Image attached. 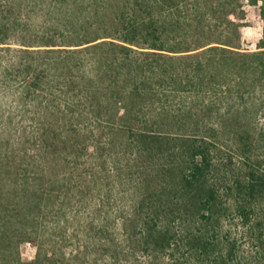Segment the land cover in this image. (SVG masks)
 Wrapping results in <instances>:
<instances>
[{
  "label": "trees",
  "instance_id": "trees-1",
  "mask_svg": "<svg viewBox=\"0 0 264 264\" xmlns=\"http://www.w3.org/2000/svg\"><path fill=\"white\" fill-rule=\"evenodd\" d=\"M52 1L59 8L61 2L74 4L76 0ZM121 1L124 4L118 18L107 28L113 30L109 37L112 44L103 52H95L92 58L90 54L83 56L71 50L72 44L66 42L63 34L47 38L53 53L59 46H65L56 58L51 57L52 65H61L65 70L61 80L59 77L54 80L66 89L64 103H55L56 94L49 79L51 64L42 65L43 54L32 45L22 48L31 60L23 59L15 68L0 74V84L8 77L17 84L18 109L30 113V109L38 108L42 125L35 137L41 146L37 157L27 156L24 145L10 150L8 139L5 154L0 156V264H69L71 260L66 262L62 246L71 214L69 207L86 199L91 184L101 185L100 207L112 200L114 187H118L122 197L126 196L127 215L119 223V229L122 236L131 240L132 255L135 250L149 257L166 251L172 255L181 252L199 257V264H235L236 240L218 232L219 218L229 206L236 210L243 224L250 225L248 232L263 242L264 168L263 161L255 156V141L249 131L244 129L234 140L242 161L234 167L236 172L223 174L216 160V143L202 137L197 140L196 135L168 134L170 131L162 128L153 130L149 125L139 127L148 88L138 76L142 72L125 70L134 69L129 60L132 46L142 44L156 56V70L163 69L165 73L163 63L173 56L164 52L181 48L193 26L211 31L218 23V14L220 19L228 17L225 5L212 2L207 13L202 14L199 12L202 0ZM245 1L256 7L261 0ZM26 7L29 8L28 3L23 0H0V47L16 36H20L16 41L25 39L20 26ZM75 12L65 17L72 26L73 37H81L86 44L96 43L100 31L106 30L101 27V20L93 21L97 26L92 29L91 20L98 17L82 18L81 11ZM57 20L50 17L52 25L58 26ZM74 26L80 30L73 29ZM88 47L96 49L100 45ZM116 53L122 58L117 59ZM215 56L217 61L215 57L207 59L209 66L226 57ZM140 66L136 69L141 70ZM148 67L153 70L154 65L150 62ZM203 67L198 60L191 71L199 73ZM75 69H82L79 83L71 76ZM99 73H103L101 78ZM257 73L264 74L263 61L257 66ZM97 77L105 84L100 85ZM43 95L45 102L40 99ZM187 114L191 115L190 111ZM195 116L194 124L200 118L198 114L192 117ZM231 121L238 122L239 118ZM85 155L92 158L89 164L80 162ZM232 158L231 154L218 159L220 163L224 161L226 168L232 165ZM226 175L227 182L218 181ZM101 227V232L111 235L104 225ZM113 242L100 239V243L107 245L101 244L107 253L102 257L105 264H114L119 253ZM24 243L35 244L36 250L34 258L27 262L22 261L19 253ZM79 249L80 246L72 256L76 260L82 252Z\"/></svg>",
  "mask_w": 264,
  "mask_h": 264
},
{
  "label": "rangeland",
  "instance_id": "rangeland-1",
  "mask_svg": "<svg viewBox=\"0 0 264 264\" xmlns=\"http://www.w3.org/2000/svg\"><path fill=\"white\" fill-rule=\"evenodd\" d=\"M212 2L215 5L223 3L228 17L220 19L218 14V23L211 28V31L207 28L197 30L193 26V29L188 31V39L181 48L178 46L177 51L172 53L164 52L172 55V60L166 58L165 64L158 60L165 66V73L163 69L156 70L154 63L156 56L150 53L152 50H147L142 44L132 46L129 60H131L130 66L134 69L125 68V70L132 73L142 72L138 76L148 88L145 97V113L139 127L149 125L153 130L155 128L168 130L170 131L168 134L177 132L178 135H196L197 140L201 137L207 138L206 140L218 146L216 148L218 149L217 163L221 172L228 175L233 171L236 172L237 168L234 167L242 162L241 153L237 150L234 140H237L236 138L246 129L255 141V156L263 161L264 168V74L257 73L260 61L264 62V0H261L256 7L250 6L245 0H202L199 2V12L203 14L208 11ZM23 3H28L29 6L21 14L23 21L20 29L24 30L25 39L16 41V37H20L16 36L0 47V74L4 70L15 68L24 61L23 59L31 60L32 58L27 56L22 48L32 45L34 50H41L45 61L42 65L51 64L49 79L53 85L51 90L56 94L54 95L55 103H64L66 98L63 91L66 89L62 83L58 85L59 83L56 84L54 80L60 78L65 70L61 65L57 67L52 65L51 57L56 58L63 50L61 48L65 46H59L61 48L53 53L50 51L51 47L47 38L63 34L66 42L72 44L71 50L75 53L81 52L83 56L86 53L90 54L89 58H92L95 52H103L109 47V43L112 44L109 37L113 35V30L107 28H110L109 25L118 18L120 7L124 2L121 0H76L74 4L72 1L61 2L59 8L55 7L52 0H23ZM71 4L74 7L70 8V12L76 10L75 14H77L81 11L80 17L87 16L90 19L96 15L97 20L92 19V22L101 20V27H105L106 30L100 31L96 43L86 44L81 37H73L72 26L67 24L65 18L70 16L67 10ZM50 10L53 12L50 13ZM192 16L191 11L190 17ZM50 17L58 18V26L51 24ZM93 24L92 29H96L97 25L94 22ZM73 29L80 30L76 26ZM69 33L72 36H69ZM103 36L105 38H100ZM198 36L201 37L200 41ZM104 41L106 44H103ZM18 44L23 47H18ZM94 44H99L100 47L96 49L88 47ZM215 55L226 57L221 63L209 66L206 63L207 59L215 57L217 61L218 56ZM116 56L117 59L122 58L118 53ZM198 60L203 62L204 67L201 72L193 73L191 67L196 65ZM150 62L154 65L153 70L148 67ZM139 64H142V67ZM137 66L142 69H136ZM78 70L75 69L71 75L77 83L81 81L80 74H82V69ZM98 76L101 78L103 73H99ZM96 81L100 85L105 84L104 81L101 83L98 77ZM18 90L17 84L10 77L0 84V156L5 154L10 142V150L20 149L24 145L27 156L37 157L41 147L37 142L38 139L35 138L42 127L38 120L40 111L38 108L30 109V113L19 110ZM40 99L45 102L46 95ZM71 111L74 112V109ZM188 111L191 115L187 114ZM195 114L200 117L196 124L194 120L197 115L192 117ZM237 117L238 122L231 121L237 120ZM189 118L192 119L189 120ZM22 132L26 136L22 135ZM235 134L236 137H234ZM7 139L8 142H6ZM231 154L232 165L224 168V161L220 163L218 158L221 156L227 158ZM90 159H92L90 155H85L80 162L83 164L88 161L87 164H89ZM216 177L218 178L217 175ZM227 178L226 175L225 179L218 181L227 182ZM117 188L114 187L112 200L100 207L98 200L103 194L101 185L91 184L86 199L82 203L73 202L70 205L71 214L67 220L66 238L62 243L66 262L71 260L69 264H105V258L102 257L107 254L103 251L104 246L107 245L100 243L102 238L114 240V248L119 252L114 258V264H199L200 258L189 253L182 255L183 253L180 252L172 255L166 251L164 254L149 257L135 250L132 255L131 240L122 236L119 229V223L127 215L126 196L122 197ZM222 190H224L223 187ZM102 225L111 232V235L100 231ZM249 226V224H243L236 210L229 206L225 214L219 218L218 232L221 236L228 235L236 240L238 256L234 261L235 264H264V239L260 243L254 234L248 232ZM34 245L28 246L24 243L20 246L19 253L22 261L27 262L30 258V260L34 258L36 252ZM78 246L82 252L79 260H76L72 256L75 250H78Z\"/></svg>",
  "mask_w": 264,
  "mask_h": 264
},
{
  "label": "built area",
  "instance_id": "built-area-1",
  "mask_svg": "<svg viewBox=\"0 0 264 264\" xmlns=\"http://www.w3.org/2000/svg\"><path fill=\"white\" fill-rule=\"evenodd\" d=\"M25 244H27L28 246H30L31 244L30 243H25ZM31 259V258H30ZM30 259H29V261H30Z\"/></svg>",
  "mask_w": 264,
  "mask_h": 264
}]
</instances>
